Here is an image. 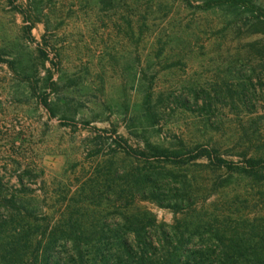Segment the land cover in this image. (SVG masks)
<instances>
[{
    "label": "rangeland",
    "instance_id": "obj_1",
    "mask_svg": "<svg viewBox=\"0 0 264 264\" xmlns=\"http://www.w3.org/2000/svg\"><path fill=\"white\" fill-rule=\"evenodd\" d=\"M113 128L134 148L264 155V0H0V199L30 203L50 229L92 211L113 227V190L153 170L181 210L150 198L122 210L165 228L264 229L263 180L203 159L153 165L119 150Z\"/></svg>",
    "mask_w": 264,
    "mask_h": 264
},
{
    "label": "trees",
    "instance_id": "obj_2",
    "mask_svg": "<svg viewBox=\"0 0 264 264\" xmlns=\"http://www.w3.org/2000/svg\"><path fill=\"white\" fill-rule=\"evenodd\" d=\"M17 11L23 13L20 6ZM112 135L119 150L153 165H186L203 159L211 169L236 172L264 182V155L252 156L245 152L234 160L205 142L176 148L156 144H148L146 149L134 148L116 128ZM120 169L122 167L118 166L114 171L118 180L125 172ZM150 173L146 178L133 171L131 180L127 181L131 182L128 189L117 186L113 190V199L118 203L113 227L107 221H100L92 211L87 220L64 214L50 229L47 214H37L35 206H29L30 203L15 195H3L0 199L3 214H0V264H264L263 228H255L257 233L253 234L254 228L245 231L237 221L234 226H227L217 219L216 223L205 221L192 228L182 226V220L177 219L174 225L165 228L146 209L122 210L131 200L147 198L155 199L176 213L181 210L182 203L177 199L162 202L155 171L150 170ZM144 180L148 188L140 186ZM96 194L100 195L95 192L93 196ZM253 236L257 237L256 241Z\"/></svg>",
    "mask_w": 264,
    "mask_h": 264
}]
</instances>
